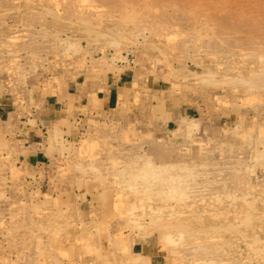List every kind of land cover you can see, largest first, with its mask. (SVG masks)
Here are the masks:
<instances>
[{"label":"rangeland","instance_id":"obj_1","mask_svg":"<svg viewBox=\"0 0 264 264\" xmlns=\"http://www.w3.org/2000/svg\"><path fill=\"white\" fill-rule=\"evenodd\" d=\"M123 71L122 121L44 168L0 137V264H264V0H0L1 96Z\"/></svg>","mask_w":264,"mask_h":264},{"label":"crops","instance_id":"obj_2","mask_svg":"<svg viewBox=\"0 0 264 264\" xmlns=\"http://www.w3.org/2000/svg\"><path fill=\"white\" fill-rule=\"evenodd\" d=\"M135 83L136 78L123 71L58 75L31 83L32 90L11 88L0 95V137L19 160L44 168L57 156L69 154L61 145L92 138L115 120L122 121L120 114L129 110L138 94ZM139 253L144 264H166L157 260L160 251L151 243L141 245Z\"/></svg>","mask_w":264,"mask_h":264},{"label":"bare ground","instance_id":"obj_3","mask_svg":"<svg viewBox=\"0 0 264 264\" xmlns=\"http://www.w3.org/2000/svg\"><path fill=\"white\" fill-rule=\"evenodd\" d=\"M68 51V50H67ZM71 52V51H70ZM110 62V61H109ZM254 95V94H253ZM144 168V167H143ZM163 168V167H162ZM195 168V167H194ZM190 170V169H189ZM159 172V171H158ZM192 172V171H191ZM156 187V186H155ZM158 194V193H157ZM177 237V236H176ZM172 239V238H171ZM168 241V240H167ZM171 241V240H170Z\"/></svg>","mask_w":264,"mask_h":264}]
</instances>
